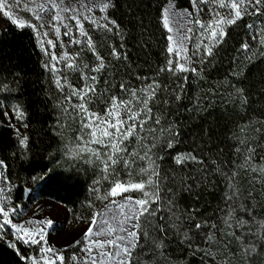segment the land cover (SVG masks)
I'll use <instances>...</instances> for the list:
<instances>
[{"label":"trees","instance_id":"obj_1","mask_svg":"<svg viewBox=\"0 0 264 264\" xmlns=\"http://www.w3.org/2000/svg\"><path fill=\"white\" fill-rule=\"evenodd\" d=\"M168 1L136 0L131 16L128 9L130 0H119L117 9H109L110 17L117 20L121 28H127L132 33V40L125 41L131 61L127 68L123 62L113 60L107 54L110 51L109 44L121 51L119 37L98 30L90 23L85 24L84 28L92 37L97 52L104 57L106 69L115 79H110L105 70L93 73L91 69L98 63L94 54L83 45H70L68 55L74 58L81 71L66 67V61L62 68L63 83L66 79L72 88L80 90L86 84L93 83L84 77L97 76V96L89 93L92 100L86 104L89 111L100 118L94 120L97 133L94 132L91 138L87 135L90 129H81L79 110L69 107V103H80L79 99L73 96L70 102L66 100L65 97L71 95V89L65 85L61 93L55 86L53 73L42 67L43 63H50V58L41 51L31 29H20L10 20L3 23L0 29V79L15 91H0V102L10 110L12 105L19 104L25 111L26 118L15 121L21 135L29 138L28 148L22 149L13 128L0 124V159H4L8 165V178L13 185L11 201L18 205L23 201L27 189L31 188L35 200L49 199L62 205L72 222L91 221L92 213L99 212L110 196L107 199L99 197L105 196L116 181L140 182L147 178L140 168H147L148 161L135 159L133 163L129 157L126 159H129L131 167L125 168L119 162L114 168H109L107 175L103 172L100 161L108 156L109 150L103 145L107 142L106 138H99V129L107 120L105 111L108 98L116 95L131 100L129 94L120 93L118 88H112L103 95L107 87L105 80L116 85L122 80L128 81L130 87L139 89L155 79L159 83H166L169 90L175 89L176 92L180 91L177 86L183 85L181 100L173 103L169 98L170 107L162 106L160 109L161 112H169L167 120L175 123L179 133L173 141V148L158 152L159 144L164 142L166 134L153 126L154 134L160 137V141L157 148L149 153L153 160L158 154L166 161H157L161 163V175L168 176L161 187H172L177 193L175 197H166L173 199L175 206L169 213L161 205V211L147 222L144 216L140 217L141 244H144L143 231L149 233L151 240L159 241L163 234L155 229L157 225L163 224L167 234L166 246L161 250L162 255L145 251L139 260L141 264H201L202 259L203 264H223L224 261L229 264H264V248L260 247V241L264 239V173L260 171L264 168V96H261V92H264V47L253 46L248 50L241 47L250 42L247 28L250 20L242 17L229 26L224 40L213 47L214 55L207 57L203 64L198 58V63L191 65L187 72H177L175 75L167 70L159 72L162 67L166 69L168 58L172 59L173 67L176 64L175 56L166 51L169 47L166 39L168 32L160 20L162 9ZM171 1L180 8H192L191 0ZM136 20H142L143 26H135ZM75 37L80 38L79 34ZM85 64L87 68H84ZM192 67L196 68L195 73L190 70ZM234 72L237 75H233ZM10 73H19L23 78L15 81ZM136 75L149 79L137 80ZM185 76L187 80L183 79ZM5 95H9L10 99L5 100ZM98 96L101 98L97 99ZM242 96L246 98L245 101H242ZM57 103L61 104L59 108L54 107ZM132 105L135 108L136 101L133 100ZM149 106L153 107L155 114L156 108L151 103ZM64 107H68L67 113L62 112ZM121 116L126 119L123 110ZM140 118H143V113ZM25 124L27 127H24ZM162 125L166 127L163 120ZM153 142L152 136L147 135L144 143ZM248 148L253 149L251 154ZM131 150L132 146L128 151ZM24 151L27 152V158L22 156ZM138 151L143 155L142 150ZM177 152L191 153L200 162L189 160L183 166L174 165L171 157ZM221 173L227 176L235 173L231 183L237 195L232 201L224 199L225 195H232L233 189L227 187L230 181ZM70 174L72 178L69 180L67 177ZM184 182L192 185L191 194L180 190ZM97 188L99 191H94ZM160 195L165 198L163 190ZM240 205L244 206L243 210ZM154 207L155 203L151 204L149 210ZM229 207L234 210V217L248 221L243 238L257 244L261 254L255 259L242 261L239 256H225L219 246H211L197 234V230L191 227L194 221L185 219V215L191 213L196 221L208 219L223 226L218 218L224 217ZM161 216L164 220H160ZM173 224L179 229V234H174L176 229L171 227ZM185 231L192 237L193 248H210L214 255H194L183 239ZM225 231L229 229L225 228ZM236 232L240 234V230L236 229ZM216 236L219 239L220 233H216ZM10 244L5 236L0 237V264H26ZM16 244L24 255H30L33 251L32 247L22 242ZM229 248L238 252V243L231 240ZM136 259L134 253L133 261Z\"/></svg>","mask_w":264,"mask_h":264},{"label":"snow or ice","instance_id":"obj_2","mask_svg":"<svg viewBox=\"0 0 264 264\" xmlns=\"http://www.w3.org/2000/svg\"><path fill=\"white\" fill-rule=\"evenodd\" d=\"M32 7H29L28 3H23V0H0V14L5 17H8L12 24L17 26L20 29L29 28L31 29L33 35L37 39V44L40 46L41 51L50 58V63H43L42 67L48 69L53 73L55 79L56 88L63 93L65 85L71 89V95L65 97L69 102L71 98L77 97L80 103L71 104L69 107L73 110L78 109L79 114H81V129H90L87 135L91 138L94 132L97 133V128L94 126V120H99L100 118L96 116V113L90 112L86 107L87 103H90L92 96H97L95 84L97 82V76L93 75L90 77H84L86 80H91L92 84H86L83 89L77 90L72 88L68 81L65 79L64 83H61V78L58 75V69L56 67L55 61L59 59L60 61H67L66 67L73 69V71H81L79 65H76L74 58L69 56L67 53L62 54L59 58L56 57L55 52H49L48 48L45 47V44L49 45L52 49H55L56 44L49 36V31L55 33L57 37L60 36L61 27L65 29L63 35L69 37V43L83 45L84 48H87L91 51L98 63L95 67L91 69L93 73H100L101 70H105L106 74L110 79H115L111 76L109 69H106L104 62V57H102L99 52H97L96 46L93 43L92 37L89 35L88 31L84 28L83 21H88L92 26L98 30H102L105 33H113L114 37H119L120 44L119 48L121 51L117 50L115 45L109 44L110 51L107 53L109 57L113 60L123 62L124 66L129 67L131 61L129 60L128 50L125 47L126 39L132 40V33L127 30V28H121V24L117 20L112 19L109 15V9H117L120 4L119 0H92L90 5L80 4L79 8L74 5H66L64 0H43L41 3H36V0H30ZM211 4L213 7L210 11V15L214 16L215 19L210 20L207 23L202 22L198 17L201 12V7L198 5L207 6ZM136 6V0H130L128 4L129 15L131 16L132 9ZM174 5L171 4V0L168 8L162 9L160 20L163 27L169 32H172L170 27V19L172 16L176 15L173 12ZM191 7L195 10L194 13L188 11V9L183 10V15L187 17V23L191 24L193 27L199 26L201 35L206 37L209 41V44H204L203 40H200L195 45V51L193 55L200 58V63L203 64L204 60L207 57L213 56V47L217 44H220L227 33L224 31L222 25H232L235 24L237 20L241 19L244 15L253 16L256 14L264 15V0H191ZM84 9L88 15H85L84 12H81L80 9ZM98 9L102 15L97 19L93 13V9ZM219 9H227L229 12L230 18H225L221 16ZM14 10H27L31 19L25 20L18 18L14 15ZM71 13V15H68ZM51 17V18H49ZM35 21L33 23L32 21ZM75 22L76 31L79 33L80 38H76L72 31V26L69 22ZM130 22H132L130 20ZM135 26L142 27L143 21L136 20ZM247 28L251 31L254 26L248 24ZM47 29V30H46ZM115 29V32H113ZM188 33L192 32V27L187 29ZM186 35L183 37L177 47L179 51L177 55H180V52H187V49L183 47V40L188 39ZM169 42V47L166 51L169 54H172L175 49L172 46L173 37L168 35L166 37ZM264 43V33H262V39L260 41ZM63 45V41H59ZM203 47V55L201 56L200 50ZM242 48L247 49V44H242ZM79 55V53H76ZM184 62H181L180 59L176 61L175 67H173V61L171 58L167 59L166 69L164 67L159 69V72H164L167 70L172 75H175L177 72H187L189 69L186 67V64H190L191 60L186 55L181 57ZM88 65L85 64L84 68H87ZM193 73L196 72V68L192 67L190 69ZM243 71V70H241ZM13 75L15 81L22 79L19 73H10ZM237 75V73H233ZM137 80H148L149 77H141L136 75ZM187 80L185 76L183 78ZM107 87L103 95H106L109 90L112 88H118L120 93L129 94L131 100H124L118 98L116 95H111L109 99L108 106L106 107L105 115L107 120H105L104 126L99 129L100 139L105 140L106 143L103 144L107 148L108 156L100 161V164L103 165V172L107 175L109 168H114L119 162L123 163L125 168L131 167L129 159H125L127 156L132 159V162H135V159L147 160V168H140V172L146 174V179L141 180L137 183H129L128 185L121 184L119 181H116L110 191L105 194L100 199H107L108 196H116L119 193L138 191L142 193L143 198H138L133 200L131 195H128L123 198V203L119 204L120 209L119 213L111 215L109 219L110 209L105 213L93 212L91 215V223L87 226L86 229H81L80 233L83 234V238L88 244L85 245V251L91 253L92 248L98 249L99 259H91L90 264H141L139 256L142 255L145 251L153 252V254L162 255V249L165 248V240L167 239V234L165 232V226L163 224L157 225L156 229L161 234L159 241L151 240L149 233L143 231L142 236L144 244H141V225L140 217L144 216L145 221L147 222L150 217H156L157 213L161 211V205L164 206V209L172 213V208L175 206L173 199H166L168 196L175 197L177 193L173 190L172 187H167L162 189V182L168 180V176L161 175V163H165L163 156L156 155V159L153 160L149 153L153 148H157V143L160 141V137L154 134L155 129L153 126L159 128L162 134H166V139L163 143L159 144L158 152L165 151L166 149L173 148V141L179 135L176 131L175 123L168 121L167 116L169 115L168 111L161 112V107L169 108V98L172 99V102H179L181 100V93L184 91L183 85H178L180 91L176 92L175 89L169 90L168 85L157 82V80L152 79L150 83H146L143 87L137 89L130 87L128 81H120L118 85L109 83V80H105ZM0 91L11 93L15 91L13 88H9L7 85L3 84V79H0ZM242 92V89H238ZM91 93L92 96L88 94ZM261 96H264V92H261ZM87 97V100L85 99ZM101 97H97L100 99ZM5 100L10 99L9 95L4 96ZM136 101V107L132 105V101ZM246 98L242 96V101H245ZM150 103L156 108L155 114L153 113V107H150ZM60 103L54 105V107L59 108ZM6 106L0 102V116L8 117V111L5 110ZM121 110H123L126 115V119L121 116ZM11 111L15 119L23 121L26 118L25 111L20 107L19 104L11 106ZM63 113L68 112V107L62 109ZM143 113V118H140V114ZM87 118V122H85ZM162 120L165 121V125H162ZM11 118H9V126L13 128L17 137L19 138V144L22 149L28 148V137L22 136L20 130L15 127L14 124H11ZM151 121V123H148ZM126 125V127H125ZM137 125L139 130H137ZM147 125V127H146ZM24 127H27L25 124ZM141 133H146L151 135L153 143L147 144L144 141L147 139V135H141ZM215 135V133H212ZM127 141V143H125ZM243 143V141H241ZM129 146H132L131 152L128 151ZM143 151V155H140V151ZM239 152V148L236 149ZM249 154L253 152L252 148H248ZM15 155V153H13ZM75 156L76 153L74 152ZM22 156L27 158V152H22ZM171 159L174 162V165L183 166L187 161L191 160L193 162L199 163L197 156L192 155L191 153H179L175 156H172ZM248 159H251L249 155ZM160 161L161 163H157ZM253 171H256L253 168ZM260 171L264 173V168H261ZM225 178L229 180L227 187L233 189L232 195H225V201H232L233 197L237 195V190H235L234 184L231 181L235 178V173H232L231 176H227L224 173ZM71 174L67 179H71ZM98 183V181H94ZM147 185V188H146ZM13 185L8 178V165L4 159H0V237L11 233L15 240L20 241L30 247L35 245L38 246L36 255H24L20 252V249L17 247L15 242L11 243L9 246L15 251L20 260L25 261L26 264H63L64 257L59 253L55 252L52 247L47 246L48 240L45 239V226H53V221L51 219L46 220H27L24 222H13V216L18 215L17 208L10 206L11 201V191ZM164 191V197L162 198L160 193ZM181 191H186L189 194L192 193V185L186 182L182 183ZM94 191H99V189H94ZM251 195V192H249ZM111 203L115 204V201ZM155 203L156 207L151 208V204ZM91 207V205H89ZM243 210L244 206L240 205ZM127 208V212H125ZM22 211V210H21ZM223 211V209H221ZM234 210L229 207L227 214L224 217L218 218L221 220L222 225H218L215 222H210L208 219H201L199 221L195 220V217L189 213L185 215L186 220H192L194 223L191 225L192 228L197 230V234L201 238L209 243L211 246H219L224 252L225 256L236 257L242 261H248L255 259L256 256H259L261 253L258 251L257 244L253 243L251 239L245 240L244 229L248 224V221L242 218H236L233 216ZM146 214V215H145ZM173 215H175L173 213ZM101 217L99 222H97V217ZM179 219V217H176ZM160 220H164V217L161 216ZM229 221H233L230 223ZM27 225H37V227H29ZM173 229H176V233L179 234V229L175 224L171 226ZM225 228L229 231H225ZM95 229V231H94ZM236 229L240 230V234L237 235ZM216 233H220V238L218 239ZM183 239L188 243L189 249L193 251V254H202V257L213 256L214 254L209 249L204 248H193L192 237L189 235L188 231L183 232ZM249 235H252L249 233ZM151 240V243L149 241ZM231 240H235L238 243V252H233L229 248ZM75 243H79L78 240H74ZM71 246V245H70ZM260 247L264 248V239L260 241ZM138 249V250H137ZM51 254L49 256L48 254ZM136 255L137 259L133 261V255ZM73 261L76 260V257L71 258ZM203 264V259L201 261ZM223 264H229L228 261H224Z\"/></svg>","mask_w":264,"mask_h":264},{"label":"rangeland","instance_id":"obj_3","mask_svg":"<svg viewBox=\"0 0 264 264\" xmlns=\"http://www.w3.org/2000/svg\"><path fill=\"white\" fill-rule=\"evenodd\" d=\"M41 2H43V0H36V3H41ZM57 2H59V0H57ZM91 2L92 0H64V3L66 5L68 4L74 5L77 8H79L81 3L85 5H90ZM23 3H28L29 7L33 6L30 0H23ZM169 3L170 1H168L165 4L164 8H168ZM171 4L175 6L173 9V12L176 13V15L172 16L170 19V27L172 28V32L169 33L167 31L168 35H172L173 37L172 46L174 47L175 51L172 54L175 56L176 61L180 59L181 62H184L183 59H181V57L185 55L188 58H190L191 63L186 64V67L189 69L191 65L198 63L197 59L199 57L193 55L195 51V45L197 44V42L200 40H203L204 44H209V41L206 37H203L201 35V31L198 25L193 27L191 24H188L186 22L187 17L183 15V10L188 9V8L178 7L174 1H171ZM198 6L201 7V12L198 18L202 22L207 23L210 20L215 19L214 16L210 15V11L213 7L211 4H208L207 6H203V5H198ZM80 11L84 12L85 15H88V13L85 12L84 9L81 8ZM188 11L193 12L194 13L193 18H196L194 9L191 8V9H188ZM217 11H219L221 16H224L225 18H230L229 12L227 9L217 8ZM92 14H94L97 19H99V17L102 15V13L98 9H95V8L93 9ZM14 15H16L18 18L25 19V20L31 19V15L27 10H23V11L14 10ZM68 15H71V13H69ZM243 17H246V19L250 20V24L254 26L253 30L251 31L249 30L250 31L249 41L250 42L247 43L248 48L245 50L251 49L253 46H257L258 48H263L264 43H261L260 41L262 39V33H264V15L258 13L253 16L244 15ZM6 20H10V19L0 14V29ZM32 22L35 23L34 20ZM69 23L72 26V31H73L74 36L78 35L79 33L76 31V28L74 26L75 22L71 21ZM83 23L85 26V24L89 22L83 21ZM229 26L231 25H222L225 32H227V29L229 28ZM189 27H192L191 33L187 32V29ZM64 31L65 29L61 27V33L59 37H57L54 32L49 31L48 38L52 39L54 43L56 44L55 49H52L49 45L45 44V47L48 48L49 52H53V51L55 52V55L57 58H59L64 53L68 54L69 47L72 44V43H69V37L63 35ZM186 35L189 38L183 40V47L187 49V52L186 53L180 52V55L178 56L177 52L179 51V48L177 47V45L179 41ZM61 40L63 41V45L59 43V41ZM200 53L202 56L203 47H201ZM55 63L58 69V75L61 78V83L63 84L62 68L65 66L66 61H60L59 59H57ZM5 110L8 111V117L0 116V124H6L9 126V118H11V121H10L11 124H14L15 127L20 130V128L16 124L12 111L8 109L7 107ZM125 143H127V141H125ZM126 157L127 156H125L124 158L126 159ZM120 183L124 185H128L129 183H137V182L127 181V182H120ZM146 188H147V185H146ZM128 195H131L133 198H136V199L143 198L142 193L138 191L119 193L118 197H124ZM10 206L17 208V211L19 213L18 215L13 216V222H24L27 220H46V219H51L53 221V226L51 227L45 226V239L48 240L47 246L52 247L55 252L59 253L60 255L64 257L63 264H78V262L81 261V259L89 257V255L86 254L84 250L85 245L88 244V242L84 240L83 234L80 233V230L86 229L87 226L91 223V221L83 222V223L72 222L69 219L67 210L62 205L52 200H49V199L35 200L34 191L31 188L27 189L24 199L21 203H19L18 205H14L13 203H11ZM27 226L37 227V225H27ZM4 236L9 243L20 242V241L15 240L14 236L11 233H8ZM74 240H78L79 243H75ZM26 246L30 247L29 245H26ZM31 247L33 251L30 253V255H36L37 254L36 250L38 246L33 245ZM93 254L96 255L95 252H93ZM48 255L51 256L50 253ZM73 256L76 257L75 261L71 259Z\"/></svg>","mask_w":264,"mask_h":264},{"label":"crops","instance_id":"obj_4","mask_svg":"<svg viewBox=\"0 0 264 264\" xmlns=\"http://www.w3.org/2000/svg\"><path fill=\"white\" fill-rule=\"evenodd\" d=\"M126 197V196H124ZM124 197H118V195L116 196H110L109 200L106 202V204L99 210V213H105L106 211H108L109 209L111 210L109 212V219L111 218L112 214L115 213H119L120 209L118 207L119 204L123 203V198ZM136 198H133V200H135ZM112 201H115V204L111 203ZM125 212H127V208H125ZM101 217H97V222H99ZM93 252L96 253V255L93 254ZM86 254L89 255V257L81 259V261L78 262V264H90V260L91 259H99L98 257V249L96 248H92L91 254L88 253L87 251H85Z\"/></svg>","mask_w":264,"mask_h":264}]
</instances>
